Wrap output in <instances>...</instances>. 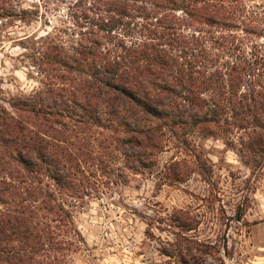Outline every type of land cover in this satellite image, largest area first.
<instances>
[{"label":"trees","instance_id":"16d2710c","mask_svg":"<svg viewBox=\"0 0 264 264\" xmlns=\"http://www.w3.org/2000/svg\"><path fill=\"white\" fill-rule=\"evenodd\" d=\"M250 3L74 0L52 32L19 39L40 78L12 111L0 105V264H67L84 244L77 212L153 173L166 152L176 157L158 172L165 183L211 177L196 133L239 132L241 156L263 167L264 10ZM7 5L0 21L33 22ZM175 222L162 255L224 264L217 246L185 236L189 214Z\"/></svg>","mask_w":264,"mask_h":264},{"label":"rangeland","instance_id":"374dc122","mask_svg":"<svg viewBox=\"0 0 264 264\" xmlns=\"http://www.w3.org/2000/svg\"><path fill=\"white\" fill-rule=\"evenodd\" d=\"M7 1L12 12L34 13L32 23L0 21V105L12 111L10 104L37 89L40 78L32 77L34 68L19 39L52 32L74 0ZM250 4L264 10V0ZM240 136L192 137L212 166L211 177L193 174L184 182L165 183L158 172L176 157L166 152L153 173L146 171L118 193L89 201L75 218L84 244L67 264H180L162 255L160 247L176 241L180 229L175 219L184 213L196 226L185 236L217 246L224 264H264V164L261 169L249 166L240 154ZM207 264L218 263L209 257Z\"/></svg>","mask_w":264,"mask_h":264}]
</instances>
